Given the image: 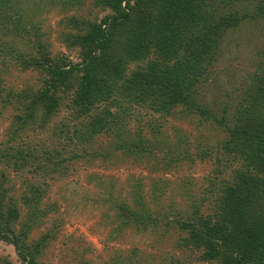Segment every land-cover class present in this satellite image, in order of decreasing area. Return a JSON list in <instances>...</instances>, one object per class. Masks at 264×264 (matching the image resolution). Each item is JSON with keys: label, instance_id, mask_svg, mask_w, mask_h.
<instances>
[{"label": "trees", "instance_id": "trees-1", "mask_svg": "<svg viewBox=\"0 0 264 264\" xmlns=\"http://www.w3.org/2000/svg\"><path fill=\"white\" fill-rule=\"evenodd\" d=\"M81 1L68 6L75 11L64 19L63 52L52 54L40 40L42 21L22 22L18 13L25 7L18 0H0L1 73L15 59L13 65L32 76L17 87L0 75V120L8 121L0 140V241L13 246L17 264H37L50 237H28L54 208L38 209L47 191L33 182L47 186V177L77 172L78 159L95 156L88 150L96 137L118 136L125 120L138 128L150 115L165 125L181 112L225 137L215 150L197 155L201 161L213 158L204 188L213 195L214 220L196 214L176 219L187 232L178 247L216 264H264V43L253 82L229 119L225 107L216 116L192 98L227 32L245 21H264V0H93L102 12L99 19L77 17ZM242 2L252 11L235 8ZM44 8L39 10L47 13ZM60 107L68 113L53 126L49 149L30 144L24 132L43 129ZM137 111L144 114L136 116ZM134 145L142 151L140 139ZM222 172L227 178L219 185L213 174ZM117 209L121 217L158 222ZM0 264L12 263L0 257Z\"/></svg>", "mask_w": 264, "mask_h": 264}, {"label": "rangeland", "instance_id": "rangeland-1", "mask_svg": "<svg viewBox=\"0 0 264 264\" xmlns=\"http://www.w3.org/2000/svg\"><path fill=\"white\" fill-rule=\"evenodd\" d=\"M46 1L18 0V5L25 7L18 14L22 22L42 21L40 40L55 54L63 52L59 40L65 31L64 19L74 14L75 9L68 10L74 0H53L55 5ZM81 3L83 9L75 12L77 17H101L100 7L94 6L93 0ZM240 4L235 8L245 6L252 11L248 3ZM42 6L47 13L39 10ZM263 43L264 21H245L230 29L207 67V76L194 87L195 104L212 109L216 116L225 107V116L229 119L253 82V73L261 59L258 51ZM70 57L75 60L73 54ZM14 62L15 59H10L2 73L0 66V75L8 77L9 84L21 87L32 76L21 73ZM67 113L60 107L43 129L25 131L28 142L40 144L41 147L36 146L40 149H49L54 140L53 126ZM139 114L144 112L137 111L136 116ZM149 116L142 117L138 128L125 120L124 132L121 130L118 136H97L88 150L95 151V156L78 159L74 174L53 180L47 177L44 180L47 186L39 184L40 181L33 182L47 191L38 209L46 210L50 204L54 208L40 218L41 225L28 237L31 240L50 237L37 256V264H216L202 261L200 253L193 249L178 247V239L187 232L175 220L186 219L191 214L214 220L210 201L213 195L204 188L212 175L213 158L201 161L197 155L204 150H215L225 135L217 127L201 122L196 115L178 112L165 125ZM7 123L1 118L0 140ZM139 139L142 151L136 152L134 144ZM213 176L220 185L227 173ZM119 206L158 222H149L147 218L141 223L139 218L121 217ZM25 211H21L23 219ZM18 224L16 233L20 229ZM0 257L12 264L18 263L13 246L3 241H0Z\"/></svg>", "mask_w": 264, "mask_h": 264}]
</instances>
